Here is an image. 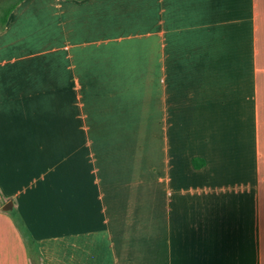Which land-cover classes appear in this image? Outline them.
Masks as SVG:
<instances>
[{"label": "crops", "instance_id": "1", "mask_svg": "<svg viewBox=\"0 0 264 264\" xmlns=\"http://www.w3.org/2000/svg\"><path fill=\"white\" fill-rule=\"evenodd\" d=\"M0 264H264V0L18 4Z\"/></svg>", "mask_w": 264, "mask_h": 264}, {"label": "trees", "instance_id": "2", "mask_svg": "<svg viewBox=\"0 0 264 264\" xmlns=\"http://www.w3.org/2000/svg\"><path fill=\"white\" fill-rule=\"evenodd\" d=\"M23 0H17L10 8L6 9L4 11V15L0 18V29L4 28V26L6 25L8 18L11 14V12L17 7L18 4H20ZM15 221L17 224V227L19 229V231L21 232L23 238L25 239L28 248L30 249V251L35 254V244H34V240L31 236V234L29 233V231L25 228L24 223L22 221V219L18 216H15Z\"/></svg>", "mask_w": 264, "mask_h": 264}, {"label": "rangeland", "instance_id": "3", "mask_svg": "<svg viewBox=\"0 0 264 264\" xmlns=\"http://www.w3.org/2000/svg\"><path fill=\"white\" fill-rule=\"evenodd\" d=\"M17 0H0V18L4 15V11L10 8Z\"/></svg>", "mask_w": 264, "mask_h": 264}, {"label": "water", "instance_id": "4", "mask_svg": "<svg viewBox=\"0 0 264 264\" xmlns=\"http://www.w3.org/2000/svg\"><path fill=\"white\" fill-rule=\"evenodd\" d=\"M11 208H12V204L10 203L8 206H6V207L4 208V210L7 211V210H9V209H11Z\"/></svg>", "mask_w": 264, "mask_h": 264}]
</instances>
